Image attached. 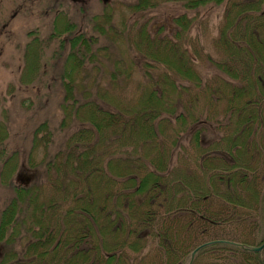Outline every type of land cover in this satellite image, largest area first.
<instances>
[{
	"label": "trees",
	"instance_id": "obj_1",
	"mask_svg": "<svg viewBox=\"0 0 264 264\" xmlns=\"http://www.w3.org/2000/svg\"><path fill=\"white\" fill-rule=\"evenodd\" d=\"M151 1L130 6L141 11ZM181 2L185 10L224 5L214 52L203 54L211 69L199 72L198 56L187 51L188 14L173 18L169 35L142 23L129 39L144 59L132 93L130 80L116 79L127 68L122 58L113 59L104 89L76 83L75 67L108 48H95L84 32L50 33L67 50L56 77H66L59 128L73 127L54 151L47 122L33 128L28 156L38 175L20 184L0 120V184L9 192L0 264H264V247L248 249L264 241V0ZM211 122L220 134L205 142L201 128ZM187 134L192 161L179 144ZM178 149L183 162L175 164Z\"/></svg>",
	"mask_w": 264,
	"mask_h": 264
},
{
	"label": "rangeland",
	"instance_id": "obj_2",
	"mask_svg": "<svg viewBox=\"0 0 264 264\" xmlns=\"http://www.w3.org/2000/svg\"><path fill=\"white\" fill-rule=\"evenodd\" d=\"M136 1L0 0V120H5L11 134L9 145L17 151V165L12 174L14 182L28 184L38 175L36 170L39 168L30 166L28 156L33 128L42 121L47 122L53 135L49 151H54L67 130L73 127L70 125L62 130L59 128L63 116L60 103L64 95L60 81L66 80V77H56L66 66L64 60L67 50L57 48L58 38L48 40L50 33H60L59 38H66L70 33L84 32L87 36L96 38L95 48H108L107 51L104 50L106 54L99 53L96 62L75 67L71 76L76 83L85 80L87 84L98 83L104 89L111 78L109 68L116 66L113 59L122 58L127 68L116 79L130 80L127 91L132 93L135 92V89L132 90L134 84L144 79L142 72L138 70V67L143 66V55L129 42L136 27L144 23L152 35L157 31L159 34L169 35L175 28L173 18L179 14H188L191 24L186 31L187 51L198 56L195 65L199 72L203 74L204 69H211L203 54L214 52L213 42L221 22L223 4L209 3L185 10L181 0H152L150 7L136 11L130 6ZM104 14L109 15L108 19L104 18ZM67 23H71L70 30L62 32ZM133 56L136 61L131 63L130 57ZM103 65L107 66L103 68ZM33 66L35 68L31 70ZM41 66L48 69L43 76L40 74ZM53 74V78L49 77ZM111 87L110 89L114 88ZM190 124L187 122L186 128ZM214 126L212 123L211 128H201L205 142L220 134ZM179 144L184 148L181 152L187 155V160L192 161L196 150L189 134L182 137ZM41 149L34 150L31 160L41 161ZM180 157L178 149L176 161L173 159L175 164L183 162ZM8 195L9 192L0 184V210ZM256 236L259 240L260 234ZM22 243L21 241L19 246ZM1 250L0 243V252ZM149 251L150 255L153 254L152 250Z\"/></svg>",
	"mask_w": 264,
	"mask_h": 264
},
{
	"label": "water",
	"instance_id": "obj_3",
	"mask_svg": "<svg viewBox=\"0 0 264 264\" xmlns=\"http://www.w3.org/2000/svg\"><path fill=\"white\" fill-rule=\"evenodd\" d=\"M71 1H78V0H71ZM102 1H107V0H102ZM208 243H211V242H206V243L201 244V245L197 246L196 248H194V249L192 250V252H191V259L193 258L194 254L196 253V251H197L200 247H202V246H204L205 244H208ZM263 247H264V241H263L260 245H258V246H251V247H249V249H250L251 251H260ZM190 261H191V260H190Z\"/></svg>",
	"mask_w": 264,
	"mask_h": 264
}]
</instances>
